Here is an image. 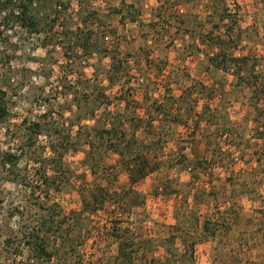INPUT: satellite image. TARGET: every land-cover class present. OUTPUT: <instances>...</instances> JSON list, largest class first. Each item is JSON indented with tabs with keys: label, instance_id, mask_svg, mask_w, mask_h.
Returning <instances> with one entry per match:
<instances>
[{
	"label": "rangeland",
	"instance_id": "1",
	"mask_svg": "<svg viewBox=\"0 0 264 264\" xmlns=\"http://www.w3.org/2000/svg\"><path fill=\"white\" fill-rule=\"evenodd\" d=\"M0 32V264H264V0H1ZM114 124L157 171L130 182Z\"/></svg>",
	"mask_w": 264,
	"mask_h": 264
},
{
	"label": "trees",
	"instance_id": "2",
	"mask_svg": "<svg viewBox=\"0 0 264 264\" xmlns=\"http://www.w3.org/2000/svg\"><path fill=\"white\" fill-rule=\"evenodd\" d=\"M1 2V0H0ZM30 9V5L28 3H22L21 4V11L22 14H24L25 16H27V13ZM6 13V11H5ZM12 14V12H11ZM7 17V16H6ZM2 33L0 32V35ZM116 62L118 64L121 65L122 61H117L115 58L113 60L114 66H116ZM222 62H219L218 64L221 65ZM4 95L6 93H3ZM3 102L2 99H0V103ZM207 108L209 110V105L207 104ZM157 112L160 114V112L162 111L161 109V105H159V107H157ZM8 111L6 108V105H3V103L0 104V123L3 122V120L7 117ZM30 129H32V131L35 134H40L42 132L43 129V124L40 122H34L29 126ZM120 125H113L112 129H103L102 131H98L97 133V138H99L101 140V143H105L106 148L107 149H111V151H113L114 153H116L119 156V163L121 165V168L125 169L126 172H128L129 175V179L130 182H132L133 184L139 182L140 180L150 176L153 172L157 171L159 168V165L154 163V159L152 160L150 158V155H145L146 151H148L149 148L151 147H147L148 145L144 142H142L140 144V141L138 138H136V134H133V137L128 138V132L126 130L121 131L120 129ZM197 128H199V125L197 126ZM108 134L109 135V140H105V135ZM31 142L34 144L33 141V136H32V140ZM66 141H60V140H54L51 143H49V151L51 153V155H49V157H45L42 160V157L39 156L38 160L41 164V168L43 166V168L45 169L46 167H44V164L42 161L46 160V162L48 163L49 161L51 162V166H52V171L53 174L50 175L53 176L52 178L57 181L59 179H61L59 177V175L64 172V163H63V156H64V152L67 150L68 145L66 146L65 143ZM109 144V147H108ZM146 150L141 151V149ZM94 149H96L95 145L91 143V151L90 153L93 155V160H96V157L94 155V153L92 152ZM186 155H182L181 159H179V163H183L186 159ZM2 163L4 165V167L8 166H14L17 165V161L19 160V156H17L16 153H6L5 155H2L1 157ZM36 161V162H37ZM97 164V161H94L92 166V169L95 168ZM203 161H199L198 163V167L202 166ZM46 165V164H45ZM108 167V166H107ZM106 167V168H107ZM107 170V169H106ZM41 172V171H40ZM46 176V175H45ZM47 179V177H46ZM45 179V180H46ZM49 180V179H48ZM40 182V181H39ZM41 183H44V179L42 177L41 179ZM166 188V187H164ZM83 202L88 205V201L87 198L84 197ZM95 211H97V208H95ZM205 225V229L211 231V234H216V228L212 229V227H210L209 221L206 220V222L204 223ZM124 244V243H123ZM122 245V243H121ZM123 248V247H122ZM40 255L41 254H45L46 256H49L48 258H51L52 255L46 250L45 247H41L40 248ZM122 253L124 255H127L128 253H126L123 249L121 250ZM39 256V255H38ZM133 264V261L131 260V257H129V263L127 261L122 262L121 264Z\"/></svg>",
	"mask_w": 264,
	"mask_h": 264
},
{
	"label": "crops",
	"instance_id": "3",
	"mask_svg": "<svg viewBox=\"0 0 264 264\" xmlns=\"http://www.w3.org/2000/svg\"><path fill=\"white\" fill-rule=\"evenodd\" d=\"M105 37H108V35H106ZM161 116H162V114H161ZM226 121H227V123H228V120L226 119ZM246 121H247V119H246ZM229 122H231V120L229 121ZM233 122L234 121H232L231 123H229V125L228 124H226V125H223V127H227V128H231V130L232 131H234L235 129H234V126H236V124H233ZM163 124H164V122H162ZM243 126L245 125L244 124V121H243V123H241ZM199 125V128H200V123H198V122H193L192 121V119H189V120H187L186 122H185V127H186V129H187V137L188 136H190L191 137V140L193 141V143H191L192 145L193 144H195L196 142H194V141H197L198 139H196L195 137H196V130L195 129H199V128H197V126ZM167 126V125H166ZM209 126V130L211 129V123L208 125ZM201 129V128H200ZM208 130V131H209ZM226 130V129H225ZM236 130H238V129H236ZM201 132H202V129H201ZM211 132V131H210ZM213 132H215V131H213ZM212 132V133H213ZM221 133H223V132H221ZM167 134V130H166V133H165V135H164V139L165 138H167L166 136H168V135H166ZM199 135H201L200 137H202V134L200 133ZM203 135L204 136H206V134H204L203 133ZM231 135H233V132L231 133ZM235 135L236 136H238V137H240V134L239 133H237V131L235 132ZM162 138V139H163ZM210 139H211V137H210ZM197 144H196V146H192L193 148H195V150L194 151H196L197 152Z\"/></svg>",
	"mask_w": 264,
	"mask_h": 264
}]
</instances>
